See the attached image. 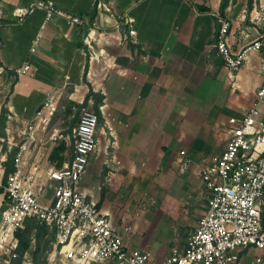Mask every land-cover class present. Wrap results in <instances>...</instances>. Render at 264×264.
Listing matches in <instances>:
<instances>
[{"label":"crops","instance_id":"obj_1","mask_svg":"<svg viewBox=\"0 0 264 264\" xmlns=\"http://www.w3.org/2000/svg\"><path fill=\"white\" fill-rule=\"evenodd\" d=\"M36 1L0 0V176L5 181V164L24 144L22 172L36 169L38 183L48 184L47 170L72 157L80 110L94 111L95 98L81 107L91 90L102 96L99 142L94 174L87 172L80 188L125 247L163 261L196 230L206 205L200 172L224 151L262 85L264 46L230 78L215 48L217 15L230 24L233 52L257 38L264 45V0H234L222 16V0H51L86 22L73 26L54 16L43 28L45 12L36 10L15 23L14 10ZM124 15L136 33L127 42ZM24 64L29 72L17 76ZM258 109L264 118V97ZM180 151L192 160L186 171Z\"/></svg>","mask_w":264,"mask_h":264},{"label":"built area","instance_id":"obj_2","mask_svg":"<svg viewBox=\"0 0 264 264\" xmlns=\"http://www.w3.org/2000/svg\"><path fill=\"white\" fill-rule=\"evenodd\" d=\"M96 7L110 12L108 5L102 2ZM36 10L45 12L43 28L54 16L73 26L86 22L57 10L51 0H40L14 10L15 23H23ZM217 20L215 48L232 78L234 72L249 62L250 54L262 49L263 41L257 38L233 52L228 44L230 24L218 15ZM120 22L128 27L122 41H131L136 34L133 20L124 15ZM37 44L38 39H35L31 52L36 50ZM29 70V65L24 64L15 73L22 76ZM259 73L262 85L257 91V103L232 126L221 155L200 172L206 191L205 212L182 250L173 248L169 257L157 261L147 251L128 249L109 218L101 213L91 196L81 190V181L99 142L98 115L89 108H82L72 130V157L60 168L47 170L48 184L38 183L36 169L26 174L22 172L27 150L24 144L15 155L13 172L5 181L0 176V258L9 264L17 248L16 232L24 228L27 219L35 218L54 232L55 249L59 248L63 264H239L241 255L250 251L255 252L251 264H264V118H259L258 109L264 97V60ZM49 107L48 100L37 117ZM32 133L30 128L29 139ZM178 163L181 171L191 166L192 160L186 151H180ZM45 188L52 192L48 199Z\"/></svg>","mask_w":264,"mask_h":264},{"label":"trees","instance_id":"obj_3","mask_svg":"<svg viewBox=\"0 0 264 264\" xmlns=\"http://www.w3.org/2000/svg\"><path fill=\"white\" fill-rule=\"evenodd\" d=\"M234 0H222L219 8V13L222 16L225 9L230 2ZM249 2L251 0H248ZM90 98H95L93 104L94 112L98 115L99 118V105L102 102V96L95 95L91 90L85 97L84 103L81 107L87 105V101ZM80 107V108H81ZM4 117L1 114L0 116V126L4 125ZM100 121V120H99ZM58 150V149H57ZM57 150L53 151V155H57ZM14 170V160L10 158L5 164V176ZM17 238V248L14 251L15 257L10 258V264H24L25 259H29V264H44V261H41L44 248L49 246V243L55 241V234L42 223H39L35 218H29L24 222V228L16 232ZM44 245V246H43Z\"/></svg>","mask_w":264,"mask_h":264},{"label":"rangeland","instance_id":"obj_4","mask_svg":"<svg viewBox=\"0 0 264 264\" xmlns=\"http://www.w3.org/2000/svg\"><path fill=\"white\" fill-rule=\"evenodd\" d=\"M95 170V166L93 164L92 159H90V164L88 168V175L87 176H93ZM91 181H95V179H91ZM171 203L175 201H169ZM1 223V218H0ZM44 246V245H43ZM43 255L41 257V261H44V264H63L60 260V256L58 255L59 248L55 249V241L52 243H49V246L47 248H44ZM247 254V253H246ZM244 254L241 258L240 264H251L252 259L254 258L255 252L250 251L249 254ZM30 260L27 258L24 261V264H29ZM0 264H6L3 259L0 258ZM10 264V263H9Z\"/></svg>","mask_w":264,"mask_h":264}]
</instances>
